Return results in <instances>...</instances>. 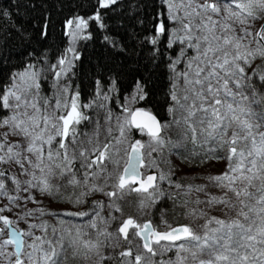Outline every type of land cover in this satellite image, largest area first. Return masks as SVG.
<instances>
[{"label":"snow or ice","instance_id":"snow-or-ice-1","mask_svg":"<svg viewBox=\"0 0 264 264\" xmlns=\"http://www.w3.org/2000/svg\"><path fill=\"white\" fill-rule=\"evenodd\" d=\"M117 3L94 0L89 15L64 20L63 35L70 44L56 63L29 62L0 86L3 264H264V0H160L154 16L138 20L144 45H151L150 62L166 68L165 120L133 107L148 99L152 81L139 68L132 92L120 105L122 114L115 118L104 103L119 91L115 77L104 83L97 79L93 100L83 104L80 92L65 79L80 59L77 42L92 39L93 25L106 32ZM48 35L45 22L38 36L44 40ZM103 42L114 58H130L110 35ZM48 73L50 96L43 91ZM87 109H104V124L93 121ZM85 122L95 124L91 135L80 127ZM189 143L193 151L185 160L224 163L206 184L184 185L163 171H141L159 167L153 153L175 149L180 155ZM163 181L177 194H166ZM69 187L73 191L66 194ZM95 193L106 200H94L90 211H52L44 204L84 205ZM133 193L141 197L138 213L168 195L187 218L204 223L200 231L191 224L173 227L162 213L160 230L151 219L125 216L126 198ZM192 193L204 198L192 199ZM45 216L89 219L77 225L61 218L52 225ZM173 250L175 259L163 258Z\"/></svg>","mask_w":264,"mask_h":264},{"label":"trees","instance_id":"trees-1","mask_svg":"<svg viewBox=\"0 0 264 264\" xmlns=\"http://www.w3.org/2000/svg\"><path fill=\"white\" fill-rule=\"evenodd\" d=\"M93 3L94 0H0V86H6L8 78L14 72L23 70L29 62L39 61L41 66L55 64L69 42V38L63 35V21L74 15H89L93 10ZM159 3L160 0H118L114 11L109 13L107 31L93 25L89 29L92 32V39L78 41L77 51L80 59L75 61V66L65 79L73 89L80 92L82 104L93 100L97 79L104 83L115 77L119 91L113 95L112 100L104 103L113 113L121 112L120 105L125 103L127 96L132 92L133 78L137 75L136 69L139 68L144 77L151 75L152 81L148 85V99L133 107L149 109L161 120L169 118L166 111L168 106L166 68L160 60L155 62L161 64L159 69L154 68L150 62L152 53L148 49L151 45H144V27L138 22L147 21L154 16L159 11ZM45 22H48L49 35L46 39L40 40L38 32ZM105 34L116 39L130 58L127 60L123 56L114 58L113 49L106 47L103 42ZM27 53L32 55L28 56ZM260 62L256 61L257 64ZM144 65H148V68ZM46 75L49 79L43 83V91L50 96L53 92L52 77L50 73ZM85 111L93 116V109ZM85 123L80 127H85ZM171 135L173 140L178 138L176 132ZM143 139L147 140V137ZM183 150L191 153L193 145L189 143ZM164 157L168 160L165 168L171 173V181L188 185L196 178L193 176V169L179 165L175 149L171 151L166 149ZM167 186L173 187L169 183ZM174 192L176 191L172 189L170 194ZM193 226L195 229L198 225L195 223Z\"/></svg>","mask_w":264,"mask_h":264},{"label":"rangeland","instance_id":"rangeland-1","mask_svg":"<svg viewBox=\"0 0 264 264\" xmlns=\"http://www.w3.org/2000/svg\"><path fill=\"white\" fill-rule=\"evenodd\" d=\"M70 44V41L68 42V46ZM76 48L78 47V42L75 46ZM78 50V49H77ZM261 63V62H260ZM22 71V70H21ZM54 91V90H53ZM130 95V94H129ZM129 95L127 96V98L129 97ZM126 98V101H127ZM125 101V102H126ZM93 116L89 115L93 121H100L101 125L104 124L103 121V116L106 115V112L104 109H93ZM113 118H115L118 115L122 114L121 112H116L113 113ZM95 128V124H89L88 122L85 123V127L81 128L84 131L88 132L90 135L93 132ZM175 132V131H173ZM173 132L171 134H173ZM105 129L104 127L100 128V136L99 139L101 141L104 140V136H105ZM136 137V138H135ZM134 139H139L141 138L139 135H136L133 137ZM145 140V139H144ZM199 151V149L197 150ZM166 152V149L163 151V153H161L160 155H157L156 153H153V156L156 158V163L159 166L158 168H150V169H141L142 172L146 171V174L150 173V172H155L158 173L159 171H163L165 174H168L171 176V173L169 172L168 169L165 168V164L168 163V160L164 157V153ZM180 155H178L177 157V162L179 163V165H181V167L183 168H188V169H193L192 171H194V175L196 178L193 179L192 182H190V184L193 185H201V184H206L207 183V176L209 174L215 175L218 174L220 171L223 170L224 167V163L222 161L219 162H214L213 166H209L207 164H201L200 163V158L199 157H195L193 159H189V160H185L184 157L185 156H189L190 152H187L186 150H181L180 151ZM218 155H224V152H218ZM124 161H121V169L123 166ZM145 163L148 164L149 161L147 159V157L145 158ZM23 179V177H21ZM168 181H163L160 182V188L166 193V194H170V191L172 189H174L176 192H174L173 194H177V190L175 188H170L167 186ZM73 191V189L71 187L68 188L66 194H71ZM76 191H80L79 189H76ZM208 191H210L212 194L214 195H219V191L217 189H208ZM199 195L201 199L204 198L203 193H192V199H195L196 196ZM38 199H43V197L38 196ZM106 200L105 197L101 196V194L99 193H95L89 197H87L86 202L84 205H73V204H65L63 202L60 201H52L51 204H49V202L47 200L44 201L45 206H47L48 208H50L52 211H85L91 210L92 207V202L94 200ZM127 201H129V204H125L124 208H125V216L127 215H134L136 216L141 222L145 221V220H149L151 219L153 221V223L155 225H159L160 226V230H164L163 225L161 224V214L163 213L164 219H166L170 224L174 226L176 225H180V224H191L192 226L195 225V223L197 225L203 224V220H198V221H192L190 218H187L183 213H184V209L180 208V207H174L173 204V200L168 199V195H165L164 197L160 198L159 202L154 206H149L147 208H145L143 210L142 213H138L136 210V206L139 203V200L141 199V197L135 193L131 194L130 196H128ZM179 199H177V203H179ZM29 207H35V205L29 204ZM8 215L11 216V214L6 213ZM104 216H107V210H105L102 213ZM212 214L217 215V216H221L222 214L218 211L213 212ZM65 219L68 221H71L77 225H83L86 224L88 221V217H51V216H45L43 219L47 220L49 222V224L52 225H57L58 223V219ZM21 228L25 227V225L21 224L20 225ZM194 227V226H193ZM195 229L197 231H200L198 226H195ZM89 231H92L91 229H89ZM37 234L39 235V232H37ZM12 249L9 248V251H11ZM110 251V250H109ZM163 258L168 259V258H172L175 259V251H171L168 252ZM0 264H3V259L0 258ZM69 264H81V262L79 261H69Z\"/></svg>","mask_w":264,"mask_h":264},{"label":"water","instance_id":"water-1","mask_svg":"<svg viewBox=\"0 0 264 264\" xmlns=\"http://www.w3.org/2000/svg\"><path fill=\"white\" fill-rule=\"evenodd\" d=\"M154 114V113H153ZM156 115V114H155ZM157 116V115H156ZM157 118L158 119H160L158 116H157ZM148 174H155V172H150V173H148ZM176 226H178V225H176ZM175 227V226H174Z\"/></svg>","mask_w":264,"mask_h":264}]
</instances>
